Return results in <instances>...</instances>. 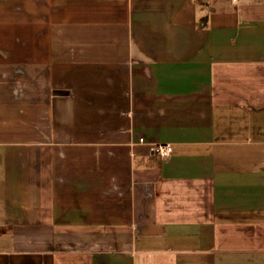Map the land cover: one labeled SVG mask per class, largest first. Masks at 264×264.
<instances>
[{
	"label": "crops",
	"instance_id": "obj_1",
	"mask_svg": "<svg viewBox=\"0 0 264 264\" xmlns=\"http://www.w3.org/2000/svg\"><path fill=\"white\" fill-rule=\"evenodd\" d=\"M0 223V264H264V0H0Z\"/></svg>",
	"mask_w": 264,
	"mask_h": 264
},
{
	"label": "built area",
	"instance_id": "obj_2",
	"mask_svg": "<svg viewBox=\"0 0 264 264\" xmlns=\"http://www.w3.org/2000/svg\"><path fill=\"white\" fill-rule=\"evenodd\" d=\"M193 1H198V0H193ZM232 2H237V0H232ZM140 141L143 142L144 139L141 138ZM152 150H153V153L156 154V156L160 158H166L170 156V154L172 153V146L170 144L158 143V144H154V147ZM3 227L4 225L0 223V235L3 232Z\"/></svg>",
	"mask_w": 264,
	"mask_h": 264
}]
</instances>
